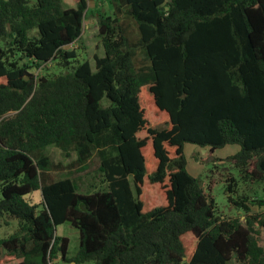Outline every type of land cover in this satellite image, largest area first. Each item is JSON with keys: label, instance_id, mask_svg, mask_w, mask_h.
<instances>
[{"label": "trees", "instance_id": "trees-1", "mask_svg": "<svg viewBox=\"0 0 264 264\" xmlns=\"http://www.w3.org/2000/svg\"><path fill=\"white\" fill-rule=\"evenodd\" d=\"M70 1L0 0V220L17 223L0 264H264L238 181L224 192L244 220L220 214L184 158L186 143L237 146L242 183L264 182V0ZM90 15L93 67L74 48ZM145 182L162 205L144 206Z\"/></svg>", "mask_w": 264, "mask_h": 264}, {"label": "rangeland", "instance_id": "rangeland-1", "mask_svg": "<svg viewBox=\"0 0 264 264\" xmlns=\"http://www.w3.org/2000/svg\"><path fill=\"white\" fill-rule=\"evenodd\" d=\"M62 2L64 6H68L71 3L70 0H62ZM88 2L91 11H93L94 5H96L95 7L97 9H103L102 12L108 13L109 0H88ZM74 48L77 51L78 60L81 62L88 61L92 67L94 63L93 55L97 54L98 56H103L97 36L96 23L92 15L88 16L84 22L81 37L74 44ZM57 72L58 69L55 68L54 65H48V74L52 75ZM36 73H39V70H37ZM157 119L158 118H156V120ZM140 136H144V133ZM238 150L239 148L237 146H224L223 148L214 151V153H209L207 148H200L196 145L186 143L184 144L186 169L193 177L200 178L204 191L214 199L221 215L229 218L240 217L241 220H244L246 217L242 216L239 211L235 210L231 204H228L227 197L231 195L225 194L224 192L227 178L233 176L238 181L236 183V185H238L236 188L237 196L244 195L247 200L246 204L249 207L248 215L258 216L260 220L264 221V203H259L261 200L264 201V182L258 184L242 183L237 172L233 169V164H231V157L235 155ZM46 153L55 164H61L63 166L67 165L74 159V155L71 157H65L55 148H47ZM55 177L58 178L57 176ZM88 182L89 179H81V181H79L78 184L81 185L80 192L84 193V189H86L87 186L89 187ZM98 182L96 185L103 188L104 185L102 183L99 185ZM92 183H94V181H92ZM157 188V186L149 185L147 182L142 186L141 200L145 207L150 206L156 208L164 203V197ZM233 197H236V195ZM27 200L31 204H39L42 201L40 190L34 191L28 195ZM5 221L0 220L1 238L8 237L17 229L16 221L11 219H6ZM259 232L258 244L260 247L264 248V228H260ZM55 235L57 237H66L68 239V258H71L78 247L77 229L70 224L65 223L56 228ZM19 262L20 260L12 262L4 261L1 264H18ZM53 264H60V260L57 258L54 260ZM70 264L75 263L70 262Z\"/></svg>", "mask_w": 264, "mask_h": 264}, {"label": "crops", "instance_id": "crops-1", "mask_svg": "<svg viewBox=\"0 0 264 264\" xmlns=\"http://www.w3.org/2000/svg\"><path fill=\"white\" fill-rule=\"evenodd\" d=\"M97 1H100V0H97ZM70 5H73L74 6V4L72 2L70 3Z\"/></svg>", "mask_w": 264, "mask_h": 264}, {"label": "water", "instance_id": "water-1", "mask_svg": "<svg viewBox=\"0 0 264 264\" xmlns=\"http://www.w3.org/2000/svg\"><path fill=\"white\" fill-rule=\"evenodd\" d=\"M11 55H12V53H11ZM82 209H84V206H82Z\"/></svg>", "mask_w": 264, "mask_h": 264}]
</instances>
